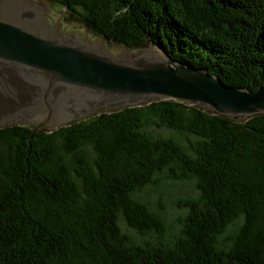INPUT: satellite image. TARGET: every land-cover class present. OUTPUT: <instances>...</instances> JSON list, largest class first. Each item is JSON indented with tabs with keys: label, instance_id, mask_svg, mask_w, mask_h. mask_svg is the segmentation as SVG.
Instances as JSON below:
<instances>
[{
	"label": "trees",
	"instance_id": "obj_1",
	"mask_svg": "<svg viewBox=\"0 0 264 264\" xmlns=\"http://www.w3.org/2000/svg\"><path fill=\"white\" fill-rule=\"evenodd\" d=\"M54 1L108 43L264 87V0ZM172 182L197 194L169 224L146 195ZM0 264H264V114L158 99L0 127Z\"/></svg>",
	"mask_w": 264,
	"mask_h": 264
},
{
	"label": "water",
	"instance_id": "obj_2",
	"mask_svg": "<svg viewBox=\"0 0 264 264\" xmlns=\"http://www.w3.org/2000/svg\"><path fill=\"white\" fill-rule=\"evenodd\" d=\"M50 12L43 0H0V127L51 130L158 99L238 119L264 114V87L227 86L150 45L115 44L111 53L99 38L66 31Z\"/></svg>",
	"mask_w": 264,
	"mask_h": 264
},
{
	"label": "rangeland",
	"instance_id": "obj_3",
	"mask_svg": "<svg viewBox=\"0 0 264 264\" xmlns=\"http://www.w3.org/2000/svg\"><path fill=\"white\" fill-rule=\"evenodd\" d=\"M48 4L50 12V18L52 21H55L57 16L60 15L59 23L64 25L66 28V31H73L80 30L83 33L86 34V37L90 38V40H94L95 38H99L92 34L84 25V22L76 15L72 13H68L64 8H62L58 3H56L54 0H43ZM103 44H105V49L107 51H110L112 53V50L110 49L113 47L114 50H118L116 48V43H108L105 40L99 38ZM120 45V44H118ZM110 47V48H109ZM154 46L150 45V48H153ZM122 48H124L122 46ZM147 49L149 50V45L140 47L138 49ZM156 50V48H155ZM197 194L196 189L194 188V184L192 182L187 183H167L163 185L161 188H159L158 191H151L149 194L146 195V200L149 202V205L152 208H157L159 206L162 207V212L164 214V217L166 221L169 224H173L177 217L182 214V209L178 208L176 206L178 199L185 197L186 195H195ZM121 227L123 231L130 233V231L127 229V227L121 222Z\"/></svg>",
	"mask_w": 264,
	"mask_h": 264
}]
</instances>
